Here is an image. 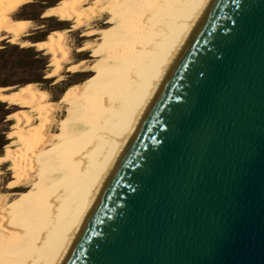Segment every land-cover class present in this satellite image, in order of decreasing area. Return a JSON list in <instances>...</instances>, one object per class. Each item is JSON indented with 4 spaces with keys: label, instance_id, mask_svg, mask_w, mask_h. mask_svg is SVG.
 Instances as JSON below:
<instances>
[{
    "label": "bare ground",
    "instance_id": "1",
    "mask_svg": "<svg viewBox=\"0 0 264 264\" xmlns=\"http://www.w3.org/2000/svg\"><path fill=\"white\" fill-rule=\"evenodd\" d=\"M211 1L0 0V50L50 79H0V264L64 263ZM40 17L58 26L33 35Z\"/></svg>",
    "mask_w": 264,
    "mask_h": 264
},
{
    "label": "water",
    "instance_id": "2",
    "mask_svg": "<svg viewBox=\"0 0 264 264\" xmlns=\"http://www.w3.org/2000/svg\"><path fill=\"white\" fill-rule=\"evenodd\" d=\"M63 264H264V0H212Z\"/></svg>",
    "mask_w": 264,
    "mask_h": 264
},
{
    "label": "rangeland",
    "instance_id": "3",
    "mask_svg": "<svg viewBox=\"0 0 264 264\" xmlns=\"http://www.w3.org/2000/svg\"><path fill=\"white\" fill-rule=\"evenodd\" d=\"M44 3H46V0H34L33 5L34 6H40V5H44ZM48 20H50V19L49 18H41V17L40 18H34V19L30 20V22H31L30 31L32 32V34L35 35L36 33H38V30H41V29H52V28H56L58 26L57 24L52 23L51 20H50V25L47 26V24L49 22ZM35 28H38V29H35ZM76 33H77V31L68 33V36L70 38L71 49H73V50L76 46L81 45V42L79 41V37L77 36ZM2 51L3 50H0V57H4L3 60L7 61L8 68H5V66H4V70H3L0 67V79L4 78V76H7L8 78H13L14 77V71L13 70L16 67L13 65V62H15V63L21 62V63H25L27 65L24 66V68L22 70L23 77H19V78H28L26 80L36 82L38 87L41 89H44L48 85V82H49L48 80H50V79L46 80V79H41V78L38 79L37 78V73L40 70H42V67L39 66L38 58L35 55H33L32 53L25 54L24 50H21V49L14 51V52L4 51L2 53ZM18 56H20V57L17 58ZM0 60H1V58H0ZM9 62L11 64L10 68H9ZM63 75H65V77H66L69 74H63ZM75 77H77V75H74L71 79L73 80V78H75ZM1 107L2 106H0V109H1ZM5 121H6L5 118L0 120V125H2Z\"/></svg>",
    "mask_w": 264,
    "mask_h": 264
}]
</instances>
